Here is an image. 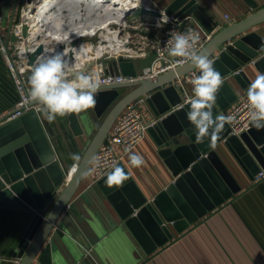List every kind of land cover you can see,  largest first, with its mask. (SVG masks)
Here are the masks:
<instances>
[{
	"label": "water",
	"instance_id": "water-1",
	"mask_svg": "<svg viewBox=\"0 0 264 264\" xmlns=\"http://www.w3.org/2000/svg\"><path fill=\"white\" fill-rule=\"evenodd\" d=\"M243 1L256 9L253 0ZM197 9L194 0H173L164 9V13L183 20ZM261 24H264V7L220 29L199 51L214 61V67L220 72L223 81L213 108L214 115H220L229 101L235 99L233 91L229 89V80L245 89V84L250 82L245 69L252 66L259 72L264 71V39L253 31ZM22 35L27 37V26L23 27ZM10 39L12 41L13 37ZM77 43V40H73L69 46L75 47ZM44 51L40 43L32 52H28L27 65L32 68L36 58ZM68 56L70 59L73 57L72 49ZM95 62H107L106 72L121 75L126 81L100 85L95 108L64 116L76 137L88 135L90 128L95 125L94 120L103 118L81 151L82 159L77 171L71 173L66 183L65 177L69 172L66 175L55 159L35 112H28L0 126V205L31 212L27 215V226L20 234L16 246L15 256L20 260L18 264H97L91 254L86 252L89 246L100 245L113 225H105L102 232L97 234L86 230L79 223L73 225L69 218L72 215L70 209H73L71 200L88 173L97 151L107 140L116 119L129 104L139 98L144 97L156 118H159L148 132L159 147L158 155L170 167L176 179L150 202L129 177L121 185L109 186L105 183L106 175L96 182V187L115 206H118L117 199L120 200L124 225L130 229L147 255L156 249L163 250L178 239L174 237L175 233L182 236L202 222L207 213L222 208L241 195L239 183L222 158L227 157V152L252 182L259 171L264 169V129L258 130L251 125L247 132L237 137L230 135L226 124L215 147L211 146L209 137H205L202 143L196 142L194 126L186 115L190 109L184 95L188 86L174 85L177 79L191 72L199 75V71L190 62L153 77L138 76L132 59L119 58L114 61L105 55ZM93 64H86L81 71L85 72ZM126 88L132 89L119 98V90ZM221 91L228 100L221 99ZM29 104L38 105L31 100ZM117 166L123 169L122 165ZM91 191H94L92 187L86 194ZM180 194L187 199L191 208L182 202ZM53 198L50 207L44 208ZM98 205H101L104 215L110 217L104 204L98 202ZM140 222L146 231L140 227ZM57 242L67 250L61 259L56 255Z\"/></svg>",
	"mask_w": 264,
	"mask_h": 264
},
{
	"label": "crops",
	"instance_id": "crops-1",
	"mask_svg": "<svg viewBox=\"0 0 264 264\" xmlns=\"http://www.w3.org/2000/svg\"><path fill=\"white\" fill-rule=\"evenodd\" d=\"M172 1L150 0V4L164 11ZM194 1L198 5V9L183 19V22L189 26L195 24L206 29L210 32V38L223 27L232 25L257 9L264 7V0H253L257 5L256 9H252L243 0ZM8 4L9 2L6 1L0 7V13L3 16L2 21H0V115L13 109L19 100V92L7 64V54L1 49V40L4 42L11 41L9 30L12 19V3H10L11 8ZM225 15L228 16L227 19ZM253 31L264 39V24L257 26ZM152 59L151 54L143 59H134L138 76L144 75V69L150 65ZM258 73H264V71L259 72L252 66L245 69V75L250 81L249 84ZM242 80L246 83L244 78ZM228 85L229 89L233 91L235 99L229 101V105L225 110L220 111V115H224L237 100L246 96L247 84H245L246 88L242 89L238 83L229 80ZM187 86V91L184 94L186 100L192 95V88ZM131 89H121L119 95L120 91L126 94ZM225 92L231 97L227 90ZM220 97L224 101L228 100L222 91ZM143 112L148 119H159L156 118L154 111L146 101H144ZM38 117L55 159L66 174L75 163L70 159V155L72 153L81 155L85 143L93 136L103 119L94 120L95 125L90 128L88 135L83 134L76 137L72 134L65 117H57L52 123H49L41 112L38 113ZM158 151L159 147L147 130L145 138L119 163L149 202L176 179L170 167L158 155ZM132 153L143 158L141 166L134 167L131 165L129 156ZM226 155L227 157H222L223 161L239 183L241 195L222 208L207 213V217L202 222L182 236L175 233L174 237H178V239L171 242L163 250L156 249L148 255L130 229L125 227V221L121 216L122 210L119 208H122L120 200L116 198L118 204V206L116 205L118 208H116L112 201L97 189L96 183H92L89 169L71 200L70 205L73 204V209H70L72 215H69L71 223L75 226L79 223L94 234L102 232L106 227L105 225L113 226L109 235L102 238L100 245L89 246L88 251L85 250V252L91 254L97 264H264V178L256 180L255 176L252 182L230 153L227 152ZM70 173L71 171L68 174L70 175ZM91 187L94 191L86 194V191ZM180 198L186 206L191 208L190 203L186 198L181 197V194ZM53 201L54 198L44 208L48 209ZM98 202L104 204L110 217L104 215ZM28 213L31 212L0 205V264H18L20 261L15 256V252L21 237L20 234L27 226ZM139 225L146 231L141 222ZM66 252V247L57 242V257L61 259ZM33 264L38 263L34 262Z\"/></svg>",
	"mask_w": 264,
	"mask_h": 264
},
{
	"label": "clouds",
	"instance_id": "clouds-1",
	"mask_svg": "<svg viewBox=\"0 0 264 264\" xmlns=\"http://www.w3.org/2000/svg\"><path fill=\"white\" fill-rule=\"evenodd\" d=\"M168 22L169 18L162 16L157 27ZM168 35V55L185 58L199 71V75L194 74L190 80L192 95L186 100L190 105L186 115L194 126L196 142L202 143L205 137H209L211 146L215 147L225 125L237 122L235 115L213 113L217 93L223 83L221 74L215 69L212 59L196 50L200 41L197 31L192 28H187L184 32L171 30ZM72 52L75 58L79 57L75 47ZM76 67L67 51L48 49L32 65L28 77V95L31 101L38 104L37 110L49 123L54 122L57 117L70 113L79 114L97 105L96 94L100 88L97 74H86L76 70ZM246 102L251 125L258 130L264 129V73L256 74L248 85ZM70 159L75 162L70 169L74 173L82 157L79 153H72ZM129 160L134 167L143 164V158L136 153L130 154ZM127 179L124 170L117 166L107 174L105 183L109 186L121 185Z\"/></svg>",
	"mask_w": 264,
	"mask_h": 264
},
{
	"label": "built area",
	"instance_id": "built-area-1",
	"mask_svg": "<svg viewBox=\"0 0 264 264\" xmlns=\"http://www.w3.org/2000/svg\"><path fill=\"white\" fill-rule=\"evenodd\" d=\"M6 1L9 2V7L10 3H12V22L9 34L13 37V40L12 43L1 40V49L7 54V64L19 92V100L13 109L0 115V126L17 120L31 111L38 114V105L29 104L30 97L28 93L30 86L28 85L29 74L27 73V70L30 68L27 65L26 52H32L39 44H37L35 39L33 40L31 37L30 22L34 20V15H36L37 8L42 0H0V7ZM135 8L136 7L131 8L129 13H132ZM148 10H151V8ZM162 16H167L169 22L157 27V23L161 20ZM225 18L227 19L228 16L225 15ZM2 19L3 16L0 13V21H2ZM144 25L151 26L153 30L157 31L155 39H152L149 35L141 34L142 31L136 28ZM24 26H27L26 38L22 35V29ZM187 28H192L200 34V41L196 48L199 52L209 40L210 35H206L199 26L195 27V24L194 26H189V24H185L183 20H177L173 16L166 15L164 11L161 14L155 15L152 23L144 24L139 22L138 25L133 26V30H136L135 33L138 36V44L143 47L138 51H135V55L131 54V57H133V59H143L150 54L153 56L150 65L144 70V75L142 76H157L188 62L185 58L170 57L167 52L170 45L166 43L169 39L168 34L171 30L184 32ZM158 30H160V32ZM86 38H88V36H86ZM127 45L128 51L132 53V50L129 48L130 43H127ZM126 56L131 58L125 53L109 57L115 61L118 60L119 57L125 58ZM97 66H100L99 69L96 70L95 67L91 73L97 74L100 85L126 81L121 75H110V73H107V62L104 64H97ZM194 74L198 75L197 72H191L186 76L177 79L174 82V85L177 87H186L189 85L192 88L190 80L193 78ZM144 101L145 98L143 97L133 101L116 119L107 140L101 145L94 157L90 168L92 183H96L99 179L106 176L112 169L119 165L121 159L145 138L147 130L156 122L154 118L148 119L144 114ZM248 113L249 109L247 107L246 96L237 100L227 110L224 115H235L237 117V122L227 124L230 130V135L238 137L250 129L251 123L249 121ZM262 178H264V169L260 170L255 179L260 180Z\"/></svg>",
	"mask_w": 264,
	"mask_h": 264
},
{
	"label": "bare ground",
	"instance_id": "bare-ground-1",
	"mask_svg": "<svg viewBox=\"0 0 264 264\" xmlns=\"http://www.w3.org/2000/svg\"><path fill=\"white\" fill-rule=\"evenodd\" d=\"M147 3L148 0H42L34 20L30 22V34L37 44L42 43L45 49L51 51L69 52L74 48L69 46L70 42L77 40L75 48L79 57L75 58L72 52L71 58L77 66L76 70L83 69L87 61L82 62L84 58L87 60L88 54H95L91 68L94 70L96 67L97 70L100 66L95 61L105 55L113 57L125 53L132 56L127 39L118 40L119 31H113L110 24H124L125 15L131 8ZM94 34L100 38L95 48L92 42L86 40V36L89 38Z\"/></svg>",
	"mask_w": 264,
	"mask_h": 264
},
{
	"label": "rangeland",
	"instance_id": "rangeland-1",
	"mask_svg": "<svg viewBox=\"0 0 264 264\" xmlns=\"http://www.w3.org/2000/svg\"><path fill=\"white\" fill-rule=\"evenodd\" d=\"M150 8H151V10H148ZM162 12H163V9H159V8L153 7L150 4V0H148V3L146 5H144V4L143 5H136V8H135L134 11H132V13H129L128 12L125 15V18H124V22H125L124 24H122V25L110 24V26L113 27V31H119L118 32V34H119V39L118 40H126L127 39L128 44L130 43L129 48L132 50V54L135 55L134 52L135 51H138L143 46H141V45L138 44V36L135 33L136 30H133V26L138 25L139 22L144 23V24L145 23L146 24L152 23L153 20H154L155 15L161 14ZM144 19H146V20H144ZM195 27H197V26L195 25ZM136 28L138 30L142 31L141 34H143V35H149V37H151L152 39H155L156 38L155 36L157 35V31L153 30L151 26L144 25V26L136 27ZM202 30L206 33V35H210V32L207 31L206 29H202ZM158 31L160 32V30H158ZM129 37H130V39H129ZM99 39L100 38H99V35L98 34H94L92 36H89V38H86V40H88L89 42H92L93 43L94 48L98 45ZM10 42L12 43V41H10ZM10 52H11V50H10ZM94 55L95 54H93V55L88 54L87 60H86V58H84L82 63H84L86 61H87L86 64L89 63V62L91 63V61H93L92 59H93ZM124 59H132L134 61L133 57L129 58V57L126 56ZM115 61H117V60H115ZM28 67L30 69L27 70V73L28 74H31V67L30 66H28ZM92 71H93V69L90 67L89 69H87L85 71V73L86 74H89ZM124 94L125 93L123 91H120V97H122ZM38 113H40V112L38 111ZM37 116H38V114H37ZM69 171H70V169L68 170V172ZM65 178H67V177H65Z\"/></svg>",
	"mask_w": 264,
	"mask_h": 264
},
{
	"label": "trees",
	"instance_id": "trees-1",
	"mask_svg": "<svg viewBox=\"0 0 264 264\" xmlns=\"http://www.w3.org/2000/svg\"><path fill=\"white\" fill-rule=\"evenodd\" d=\"M128 92H129V91H128ZM128 92H127V93H128Z\"/></svg>",
	"mask_w": 264,
	"mask_h": 264
}]
</instances>
